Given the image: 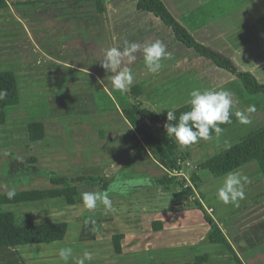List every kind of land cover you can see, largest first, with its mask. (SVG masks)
<instances>
[{
	"label": "crops",
	"instance_id": "obj_1",
	"mask_svg": "<svg viewBox=\"0 0 264 264\" xmlns=\"http://www.w3.org/2000/svg\"><path fill=\"white\" fill-rule=\"evenodd\" d=\"M161 1L196 41L212 48L213 46L218 49L221 48L220 51L230 57L240 70L253 73L258 81L264 84V0H254L244 7L233 9L230 12H221L218 9V17L208 20V23L202 19L201 30L204 33H208V31L215 32L214 34H203L202 40L193 32L195 31L194 28L188 26V21L191 18H188L185 23L182 21V17L192 15L194 9L209 8L206 5L208 0ZM104 3L105 11L102 15L106 20L104 41L98 42L99 40L95 39L93 43L79 45L71 42L70 45H64L61 51L63 54L62 60L51 59V62L49 61L42 66V68H46V75H50L57 80L59 79L57 74H63L64 77L66 71H63V69L66 67L74 70V72L85 73L86 76L91 78L90 82L96 87L97 73H106L101 67V60L107 49L113 46L123 47L126 46V43H140L143 46L155 40H160L166 50L172 53V58L162 61L163 67L159 72L155 74L147 72L142 53L136 54L137 59L134 63L125 64L122 67L127 66L133 70L135 76L133 85H139L143 90L148 84L171 89V102L185 103L190 93L189 91L186 92V89H193V57L195 52L175 41L171 30L165 27L158 18L146 12H138L136 9L137 0H104ZM219 6L225 8L224 3H218ZM80 9L84 10L80 11ZM96 9L97 0H8L0 5V35L4 34L2 37L0 36V42L6 40L3 38L13 39L8 40V44L5 42L0 43V46L3 47V51L7 52L6 57L11 54L14 55L19 48L23 49L30 46V44L17 45V32L23 31V36L30 38L31 33L36 34V31L33 30L35 25L46 26L56 22V30L58 29L57 33H59L61 29L59 27H64L70 22L67 21L70 18L68 16H72L71 21H76L80 26L83 21L90 24L91 19L99 15ZM210 16L215 17L217 14ZM59 21H63L64 26L60 25ZM70 24L72 23L70 22L68 25ZM66 27L67 25L65 26L67 30ZM40 29L42 43L44 44L48 40L49 32L43 31L46 29ZM50 36L52 38V35ZM52 39H54V36ZM18 42H20V39ZM42 47L44 53L48 56L47 58L50 59L48 53H53V51L46 50L44 46ZM18 53H25V51H19ZM2 55L4 56V54ZM195 56L199 62L211 64L196 54ZM34 58L31 59L34 60ZM69 59L72 61H69ZM87 62L90 64H86ZM87 65H90L92 69L86 67ZM72 77L74 75L70 76V78ZM235 82L238 91L239 89L242 90L243 94L250 100L255 97L264 98L262 95H248L240 81L235 78ZM105 92L107 93V90ZM110 92L111 90L108 91L107 96L109 100H112ZM160 96V100L157 102L166 103L167 96L165 94ZM150 107L158 114L160 122L165 127L169 123L166 120V115H161L158 112L153 100ZM263 108L264 106L261 107L262 115ZM175 114L177 121L173 123H178L181 113L175 111ZM257 126L259 125L254 124L244 131L236 132L233 131L237 128L235 125L225 128L222 124L220 125L221 133L217 135L213 132L211 138L228 135L220 140L214 148L209 149V145L206 144L204 149L198 147L200 143L206 142V140H200L196 145L197 147L195 145L183 149L179 147L181 151L189 154V157L193 156L196 159L194 163L198 167L205 159L203 157L204 150H206V156H210L213 152L233 145ZM164 131L166 132V129ZM238 171L243 175H247L251 181L245 186V199L240 202L239 207L224 205L217 199L216 192L225 175L216 177L217 180L219 179L218 183L211 180L212 184L210 186L215 188L210 191H207L209 190L207 188L204 192L197 193L200 201H196L200 202L207 212L210 211V214H208L217 223L243 264H264V251L261 250L262 242H264V194L260 196L256 190L260 188V183L264 186V175L260 173L255 163H249ZM125 184L122 187H129ZM201 188L199 187L200 190ZM127 191L124 189L125 193ZM144 191L142 190V192ZM166 194L167 191L149 193L146 191L139 194L127 205L138 200L146 201V203L144 204L142 201L139 209H136L137 211L130 208L131 213L129 216L121 217L119 221L111 217H105L102 220L93 218L88 224H82L76 245L78 244L79 248H85V250L82 252L76 246L72 247V258L69 259L67 264H77V261L81 258L80 255H83L85 251L94 254L93 259L85 262V264H194L196 258L205 255L207 261L203 264H234L224 244H213L206 241L210 226L205 221L203 213L191 207L186 200H175L172 194L171 202H162ZM53 200L65 202L63 199H51L42 202ZM18 205H7L3 206L2 209L13 211L10 208ZM153 225L161 226L160 229L154 230ZM255 232H258L259 235H252ZM114 235H123L124 237L121 241V254H115L114 252L112 245ZM65 247H71V245L63 240L52 244L0 248V264H65L58 256L59 250Z\"/></svg>",
	"mask_w": 264,
	"mask_h": 264
},
{
	"label": "rangeland",
	"instance_id": "obj_2",
	"mask_svg": "<svg viewBox=\"0 0 264 264\" xmlns=\"http://www.w3.org/2000/svg\"><path fill=\"white\" fill-rule=\"evenodd\" d=\"M252 1L254 0H208L206 5L209 8L194 9L192 15L183 16L182 21L186 23V20L191 18L188 21V26L194 28L193 32L202 40L203 34L215 33L214 31L204 33L201 30L202 19L208 23V20L218 17V9L221 12H230L233 9L244 7ZM218 3H224L225 8L218 7ZM83 10L80 9V11ZM216 14L217 16H215ZM68 17L70 18L67 21L72 24L68 25L70 23L68 22L66 30L64 22L59 21L60 25L64 26L59 27L61 28L59 33H57L58 29L56 30V22L46 26L35 25L33 30L36 31V34L31 33V39L28 36L25 38L23 31L17 32L16 39L18 41L20 39V42L16 40L17 45L30 44V46L19 48L14 55L6 57L7 52L3 51V47L0 46V70L9 69L15 73L20 94V104L6 110V123L0 126V194L6 193L10 189L20 191L50 188L49 179L54 176L88 177L89 180L81 186L83 192H101L113 186L114 190L110 192L111 210H106L103 205H98L95 211H89L83 207L82 203L69 207L61 200L23 204L10 208L20 219L29 218L36 223L66 222L68 231L64 241L71 245V248L76 246L83 252L85 248H79L78 244L76 245V241L79 239L77 236L80 235L81 225L88 224L91 219L102 220L105 217H111L119 221L121 217H128L131 213L130 208L132 210L139 209L143 200L128 205L127 203L132 202L139 194L146 191L148 193L167 191L162 202H171V194L184 188L186 178L193 185V191L191 190V198L185 200L187 203L194 204L196 203V200L193 199L195 193L204 192L207 188H209L207 191L213 190L215 187L211 188V180L218 183L219 179L213 178L207 171L197 169V165L194 163L196 159L190 156L188 158L190 165H184L181 169L184 176L177 177L180 181L183 180V184L180 185L173 181L170 189L159 187L158 181L164 175L160 164L151 158L145 149L133 151L130 148L131 143L128 141V135L131 129L123 120L120 110L123 107H128L132 100L128 92L122 94L113 89L110 79L112 73H97L96 87L85 73L76 70L74 72L66 67L63 69L66 71L64 77L63 74H57L59 78L57 80L46 75V68H42V66L52 60H62L61 51L64 45H70L71 42L79 45L93 43L95 39L99 40L98 42L104 41L106 25L102 16L98 15L96 18H92L90 24L83 21L82 27L76 21H71L72 16ZM40 28L49 32L48 40L50 41L47 40L44 44ZM28 30L30 32L29 28ZM50 35L52 38L54 36V39ZM3 39L6 40L2 42L8 44L7 41L13 38ZM42 46L46 50L53 51V53H48L50 59L47 58ZM213 48L221 50L215 46ZM19 51H25V53H18ZM32 57H35L34 60L31 59ZM195 57L194 54L193 89H186V92H191L194 89L229 91L232 94L234 106L230 113L231 122L223 124V127L235 125L237 128L233 131L238 132L264 122V116L261 113L264 98L255 97L250 100L242 90L238 91L233 76L216 69L208 62H199ZM69 61L72 60L69 59ZM86 67L92 69L90 65ZM71 75L74 77L70 78ZM64 78L68 80H64ZM105 90L107 93L111 90L112 100H109ZM143 92L141 100L144 104L151 106L153 100L161 115H167V110L180 113L190 110V106L186 102H171V89L148 84ZM163 94L167 96L166 103L157 102L160 100V95ZM249 105H254L256 111L250 115L251 123L249 125H241L234 113L235 111L247 112ZM31 120H41L45 126L46 136L42 142L37 144H32L27 139L26 123ZM153 127L157 136L160 135L159 130L165 129L161 122ZM226 135L213 137L200 143L198 147L204 149L206 144L209 145V149L214 148ZM194 145L196 146L197 143ZM225 148L227 147L222 149ZM205 151L203 152L205 159L218 152L206 156ZM31 158L36 160L35 163H31ZM192 173H197L201 182L191 181ZM103 183L108 184L105 190H103ZM125 183L129 187H122ZM199 187H202L201 190ZM259 187L256 190L261 196L264 194V186L260 183ZM124 189L128 191L125 193ZM142 190L145 191L142 192ZM143 202L146 203V201ZM169 204L167 205L169 206ZM252 235L259 234L255 232ZM262 243L261 250L264 251V242ZM82 256L80 255V257Z\"/></svg>",
	"mask_w": 264,
	"mask_h": 264
},
{
	"label": "trees",
	"instance_id": "obj_3",
	"mask_svg": "<svg viewBox=\"0 0 264 264\" xmlns=\"http://www.w3.org/2000/svg\"><path fill=\"white\" fill-rule=\"evenodd\" d=\"M8 0H0V5ZM136 9L140 13H149L158 18L162 24L171 30L175 41L181 43L188 49H192L198 57L209 61L212 65L223 70L238 81H240L245 92L250 96L262 95L264 97V84L260 83L253 73L240 70L230 57L222 51L199 43L191 33L174 17L161 0H137ZM97 14L102 16L105 11L104 0H97ZM103 22H105L102 17ZM0 91L6 93L0 99V126L6 123V110L20 104L18 80L11 70H0ZM143 89L139 85H133L128 91L131 103L123 107L120 114L123 120L130 126L128 135L130 148L133 151L145 149L149 156L157 161L164 171V175L158 181L161 188L170 189L171 182L183 184L171 173L179 171V161L188 159L189 154L181 151L179 145L172 137L167 136L164 130H159L160 135L155 134L154 125L160 122V117L146 106L141 100ZM264 115V108H263ZM27 139L32 144L40 143L46 136L45 126L41 120H31L26 123ZM35 163V159H30ZM29 161V162H30ZM249 163H255L260 173L264 175V123L252 129L233 145L216 152L214 155L204 159L197 167L199 170L207 171L212 177H220L230 171H238ZM191 181L199 182L197 173H192ZM89 178L85 176L67 177L54 176L49 179L50 188L15 191L16 196L8 200L6 193L0 194V248L25 247L30 245H44L59 243L64 240L68 231L66 222H40L36 223L29 218L20 219L14 212L5 211L3 206L18 205L22 203H37L51 199H63L68 206L82 203L81 186ZM108 184L103 183V190ZM191 188L184 187L172 196L177 201L191 198ZM200 210L205 221L210 226L206 237L209 243H222L234 264H243L235 253L217 223L208 214L200 202L190 204ZM160 226L153 225L154 230ZM123 235H114L112 245L115 254L122 253L121 241ZM207 256H201L194 260V264H203Z\"/></svg>",
	"mask_w": 264,
	"mask_h": 264
},
{
	"label": "clouds",
	"instance_id": "obj_4",
	"mask_svg": "<svg viewBox=\"0 0 264 264\" xmlns=\"http://www.w3.org/2000/svg\"><path fill=\"white\" fill-rule=\"evenodd\" d=\"M115 39V37H114ZM142 53L143 63L148 73L155 74L162 67V61L172 58V53L168 52L160 40L141 45L140 43H126V46H113L104 52L101 60V67L110 76L111 85L114 90L124 94L131 90L135 76L130 67L123 66L132 64L137 59L136 54ZM6 93L0 91V99ZM186 104L190 110L182 112L178 118L174 110H167L165 125L167 136L172 137L183 149L198 143L200 140H208L214 132L219 135L222 131L220 125L230 123V113L234 106L232 94L227 90L194 89L189 93ZM256 111L254 105H249L247 112L235 111V116L241 125L251 123L250 115ZM160 113V112H159ZM251 183L247 175L239 171H230L222 178L221 186L217 189V199L224 205L239 207L240 202L245 199V186ZM114 190L110 186L108 190L96 192L86 191L81 193L82 205L89 211H95L98 205H103L106 210H111L112 200L110 192ZM16 192L10 189L6 193L8 200L14 199ZM71 247L61 248L58 252L60 260L65 264L72 257ZM93 253L85 251L77 264H85L93 259Z\"/></svg>",
	"mask_w": 264,
	"mask_h": 264
},
{
	"label": "built area",
	"instance_id": "obj_5",
	"mask_svg": "<svg viewBox=\"0 0 264 264\" xmlns=\"http://www.w3.org/2000/svg\"><path fill=\"white\" fill-rule=\"evenodd\" d=\"M179 164L182 166L181 169L183 168L184 165H187L189 166L190 165V162L188 161V159H181L179 161ZM181 169L179 171H175L174 173H171L170 175L171 176H175V177H178V176H184V174L181 172ZM184 187H190L191 190L193 191V185L190 183L189 179H185V185ZM194 200H199L198 198V194L195 193V197L193 198ZM200 201V200H199ZM208 213L210 214V211H208Z\"/></svg>",
	"mask_w": 264,
	"mask_h": 264
}]
</instances>
